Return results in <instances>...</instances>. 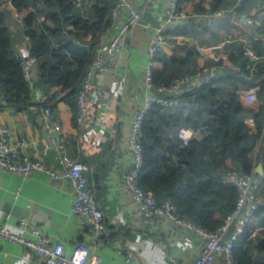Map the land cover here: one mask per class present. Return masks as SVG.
<instances>
[{"label":"crops","instance_id":"1","mask_svg":"<svg viewBox=\"0 0 264 264\" xmlns=\"http://www.w3.org/2000/svg\"><path fill=\"white\" fill-rule=\"evenodd\" d=\"M131 2L135 7L143 6L145 14L124 39L118 54V66L107 68L95 77L93 91L98 98L90 101L85 122L79 124L75 121L72 103L67 99L68 92L61 88H47L39 82L40 88L54 101L55 115L62 121L67 134L68 153L91 169L86 176L104 214L105 232L96 237L89 226H83L73 212L75 196L71 185L41 171H33L26 177L0 171V218L9 215L8 224L12 229H17L24 221V232L30 239L34 238L30 228H41L63 243L66 253L78 243H85L91 254L102 257L101 264H167L171 258L182 264H194L201 241L163 217L144 216L123 185L122 175L133 164L128 148L130 126L145 94L150 92L146 87L145 68L150 58L151 34L163 23L167 0ZM261 3L264 0H221L219 3L217 0H183L187 15L167 29L168 34L165 33L159 52L166 60L172 61L169 73L172 76L186 73L212 75V68L217 67L216 75L207 85L217 91L215 97L221 100L238 93L244 107L258 111V100L249 105L244 94L251 90L257 97L264 83V10L258 5ZM5 5L16 53L21 57L31 56L17 13L10 3L2 6ZM41 8L40 4L36 10ZM219 9H231L232 13L214 16ZM48 12L39 11V18L46 22L45 25L53 27L45 16ZM236 17L243 25L234 20ZM124 19L122 11L117 23L121 24ZM115 32L108 30L102 40L111 38ZM233 51H241L243 59L234 67L220 66V61ZM35 75H38V68ZM203 88L187 94L179 109L169 113L184 117L198 115L205 100L200 98ZM206 113L204 120L208 119ZM4 128L15 140L26 142L24 153L31 158L43 157L44 130L33 98L24 106L0 107V131ZM204 130L205 126L194 129L183 125L179 137L196 136L201 140L209 135ZM44 158L53 168H61L56 149H49ZM263 193L264 179L262 196ZM242 229L240 221H235L228 237L234 239ZM129 252L134 254L133 259H127ZM0 261L5 264H43L22 244L7 240L0 242ZM216 264H225L221 256L216 257Z\"/></svg>","mask_w":264,"mask_h":264},{"label":"trees","instance_id":"2","mask_svg":"<svg viewBox=\"0 0 264 264\" xmlns=\"http://www.w3.org/2000/svg\"><path fill=\"white\" fill-rule=\"evenodd\" d=\"M3 3H10L22 21L31 56L38 62V85L68 92L67 99L76 114L82 78L111 23L114 1L0 0V91L7 106H24L31 101L30 87L24 78L21 57L14 49L13 34L7 25L8 9ZM40 4L52 14L48 17L53 23L50 32L38 16L36 7ZM80 6L83 8L78 9ZM234 20L243 25L240 18ZM242 59L241 51H233L220 61V66L234 67ZM171 62L156 55V85L181 76L169 73ZM202 92L200 98L205 100L196 116L174 115L159 106L152 107L142 130L140 184L153 191L158 201L171 200L183 218L215 231L225 224L238 200L237 188L223 183L225 172L240 167L251 173L259 162L264 170V83L257 92L258 111L244 107L238 93L218 100L217 91L210 86H204ZM205 111L207 120L203 118ZM183 125L194 129L205 126L204 132L209 135L201 140L189 138L184 145V139L179 137ZM233 241L237 264H264V204L256 212V221L243 226Z\"/></svg>","mask_w":264,"mask_h":264},{"label":"built area","instance_id":"3","mask_svg":"<svg viewBox=\"0 0 264 264\" xmlns=\"http://www.w3.org/2000/svg\"><path fill=\"white\" fill-rule=\"evenodd\" d=\"M113 1L114 6L109 16L111 23L102 38L107 36L110 29L116 32L111 38L101 40L84 73L78 90L75 114V121L79 124L88 119L90 101L93 98H98V95L93 91L95 77L107 68L114 69L118 66V54L124 39L129 35L131 29L142 20L146 11L143 6L135 7L131 0ZM258 5L261 10H264V3ZM122 11H124L125 19L121 24H118L117 19ZM230 13H232L231 9H219L213 15L223 17ZM186 15L180 0H167L163 23L152 30L149 44L150 58L145 68L146 87L150 92L145 94L130 126L128 148L132 154L133 164L122 175L123 185L144 216L163 217L201 241L200 252L194 264H216L217 256H221L225 264H237L233 257L234 241L228 237V232L237 220L242 226L253 223L256 212L264 204V197L261 195L262 178L258 176L255 169L251 173H246L240 167H234L225 172L223 183L237 188L238 200L235 210L229 215L225 224L215 231H208L183 218L171 200L158 201L153 191L144 189L140 184L144 160L142 130L144 120L152 107L159 106L168 112H175L187 94L208 85L211 78L217 73V67H213L212 75L186 73L175 77L169 83L160 85H156L153 81L154 60L161 51L166 31L173 23L183 19ZM16 17L22 24L17 14ZM248 20L251 21L250 18ZM26 41L30 45L28 37H26ZM21 66L24 78L30 87L31 100L32 98L35 100L40 113V121L44 130L41 150L43 157L31 158L24 153L23 148L26 146V142L22 139L15 140L9 130L4 128L0 131V171H10L23 177L30 175L33 171H41L55 180L68 182L73 188L75 196L74 215L83 226H89L96 237L101 236L105 232L104 214L88 183L86 173H89L91 169L84 162L68 153L67 134L62 121L55 115L54 101L51 95L38 85L39 76L35 75V69L38 68L37 60L32 56L21 57ZM244 99L249 105L257 103V97L251 90L244 94ZM3 106H7V101L4 93L0 91V107ZM250 121L253 123V119ZM189 138H184V145L187 144ZM51 148L58 151L60 169L53 168L44 158ZM18 194L19 191L16 195ZM9 220V215L0 218V242L7 240L22 244L34 253L43 264L102 263V257L91 254L89 245L85 243H78L69 253H66L64 244L56 241L41 228L31 227L30 233L34 238L30 239L24 232L26 227L24 221L20 222L17 229H12L8 224ZM133 258L134 254L129 252L127 259ZM0 264L5 263L0 261ZM167 264L182 263L176 258H171Z\"/></svg>","mask_w":264,"mask_h":264},{"label":"rangeland","instance_id":"4","mask_svg":"<svg viewBox=\"0 0 264 264\" xmlns=\"http://www.w3.org/2000/svg\"><path fill=\"white\" fill-rule=\"evenodd\" d=\"M43 2V1H42ZM42 5V4H41ZM81 8H83L82 6H80V7H78V9H81ZM38 11H42V12H44L45 10H44V8H41L40 10H38ZM41 13V12H40ZM6 15H7V18H8V16H9V12H7L6 13ZM49 15H52L51 14V12L49 11L47 14H45V16H48L49 17ZM39 17H40V14L38 15ZM40 21H41V19H40ZM48 28V31L50 32V30L52 29V26H47Z\"/></svg>","mask_w":264,"mask_h":264},{"label":"water","instance_id":"5","mask_svg":"<svg viewBox=\"0 0 264 264\" xmlns=\"http://www.w3.org/2000/svg\"><path fill=\"white\" fill-rule=\"evenodd\" d=\"M256 171L260 174L263 175L264 174V170H263V165L262 163H258L257 167H256Z\"/></svg>","mask_w":264,"mask_h":264}]
</instances>
